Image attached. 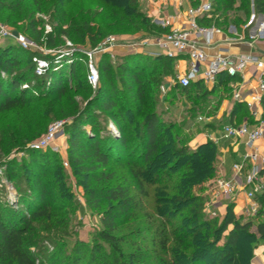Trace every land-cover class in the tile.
Instances as JSON below:
<instances>
[{"label": "trees", "instance_id": "1", "mask_svg": "<svg viewBox=\"0 0 264 264\" xmlns=\"http://www.w3.org/2000/svg\"><path fill=\"white\" fill-rule=\"evenodd\" d=\"M72 1L31 0L27 11L44 12L48 6H51L53 11L61 14V19L64 21L66 15L63 10L60 13V10ZM137 1L97 0L96 3L110 7V12L107 11L105 14L110 18L118 16L119 20L128 21L136 30L148 29L151 24L148 17L138 10ZM210 2L213 9L198 16V23L208 20L215 8V10L221 9L222 16L216 25L222 28L230 23L236 28L241 27L240 17L229 20L228 12L231 9L237 14L238 10L242 9L246 18L250 8L264 16V0H210ZM199 3V0H195L193 5ZM237 3L239 9L235 7ZM21 9L22 0H0V12L7 10L11 14H19ZM80 10L83 11V7ZM81 23L82 25L77 28L72 24L66 28L63 24L59 25L56 35H46V45L55 46L57 41H62V36L74 40V32L88 34L90 42L95 45L107 30V27L101 25L94 31V27L87 19ZM27 29L35 40L40 41L42 32L38 30L36 21H30ZM4 39L8 40V38ZM8 41L7 46L0 45V112L42 99L53 90L59 95L73 90L72 85L80 70L83 71L84 81L90 86L85 79L87 73L85 54L73 55L72 63H65L56 71L53 70L54 64H51L44 74L36 75L32 62L33 52L22 48L13 40ZM120 57L121 61L116 64L120 75L116 80L112 73L113 61L110 55L107 52L101 55L98 60L100 77L96 88L98 93L91 101L92 106L84 107L68 125L71 132L68 140L70 161L76 167V172H83L84 176L89 174V180L96 182L95 187L89 186L84 190L86 204L90 209L101 212V228L97 233L99 242L89 246L77 240L74 245L75 255L78 257L76 261L84 258V251L88 250L89 261L99 259L104 262L111 260L117 264H149L147 252L141 249L139 243L143 242V238L138 240L139 238L130 237L126 233L117 234L116 229L120 220L134 218V209L151 208L159 218L156 224L155 221L151 223L154 231L151 238L152 247L158 264H205L207 261L209 264H224L226 261L231 264H249L253 247L259 241L264 242V185L258 195L260 208L255 215L262 220L255 224L253 230H251L252 220L241 221L240 217L234 214L232 205L227 206L226 214L220 222L200 220V213L190 207L192 209L190 218L182 219L175 228H171L169 224L174 215L197 199L193 188L200 187L207 181H213L219 166L218 146L207 139L193 148H188L178 140H173L167 123L156 109L157 85L152 83L153 78L158 74L166 76L169 71V74L173 75L175 57L150 56L145 53H127ZM22 62H27L29 65L25 72L19 68ZM162 68L169 70L161 71ZM222 76L227 80L235 78L225 74ZM103 77L105 81H102ZM32 78L40 79L41 86L39 83V87L34 89L22 88L21 83ZM117 82L121 84L120 87L117 86ZM34 90L37 93H33ZM119 90L127 92L136 103L135 109H126L132 114V118L118 105ZM176 90H179L184 100L190 102L189 112L199 109L204 113L208 112L202 104L216 91L215 87L208 89L201 79L187 86L175 83L170 92ZM221 97L220 95L217 101L210 105L211 109L216 110ZM261 105L264 109V95ZM243 108H246L244 103L234 104L229 123H235L247 113V117L249 116V112L243 111ZM95 111L105 112L116 125L119 136L116 137L110 132L101 137L95 133L93 135L86 133L83 126L92 124ZM138 125L139 138L134 140L135 136L131 137L129 134L130 131H136ZM11 141H8L9 145ZM111 161H123L128 166L134 192L123 180H116L115 172L110 167ZM31 165V174L35 176L30 183L32 194L27 198L23 196L19 206L14 207L0 202V264H36L37 258L50 243L61 241L60 232L57 233V230L63 220L53 212L56 207H51L47 201V190L40 179L37 160H31ZM8 175L10 179L13 178L15 175L13 169ZM61 186L58 182V187ZM41 217H45L46 222L55 225L57 230L52 235H48L50 232L46 235L37 232L32 224L33 218ZM123 243L135 249L124 251Z\"/></svg>", "mask_w": 264, "mask_h": 264}, {"label": "rangeland", "instance_id": "2", "mask_svg": "<svg viewBox=\"0 0 264 264\" xmlns=\"http://www.w3.org/2000/svg\"><path fill=\"white\" fill-rule=\"evenodd\" d=\"M96 1L97 0H73L72 3L65 5L60 10V13H62L63 10L66 15L63 21V19H61V14L57 13V11H53L51 6H48V9L44 12H28L27 6L30 5L31 0H22L21 13L11 14L7 10L0 12V25L8 29L12 34L23 35L37 45L38 48L32 51L33 56L37 55L51 58L54 55H63L60 63L62 65L59 68H61L70 58V54L75 56V54L83 53L82 50L91 51L110 35L116 36L118 42L123 44L140 43L145 39L153 41L168 33L174 27L172 24L164 25L162 22L167 18V15L165 16V14L166 10L169 8L170 0H138V10L148 17L149 23L151 24L148 29L142 28L139 30L133 29L128 21L119 20L118 16L110 18L105 15L107 14V11L110 12V7L108 5L103 7L102 5L97 4ZM194 1L195 0H178V3H183L184 6H186L181 13L184 14L187 7H196L197 5H193ZM199 1L201 3L204 1L207 2L208 0ZM81 7L84 9L83 11L80 10ZM235 7H238L237 9H239V3H237ZM215 9L211 12V16H209L208 20H202L201 24H199L205 25V23H210V25L213 24L218 28L219 33H217V35L219 36L217 39L224 42L225 39L223 40V37L226 33L229 36L228 38H232L233 40H239L240 36H243L247 42L264 40V35L261 34L262 32L252 31V33H250V28L244 30L243 33L241 28H236V26L231 23L228 24L227 27L223 26V28L216 25V22H219V18H221L220 16H222V14L221 9ZM252 10L253 9L250 8V12ZM233 11L234 10L231 9L228 12L229 20H233L234 17H240V25H244L250 12L246 18L243 16L242 9L238 10V14ZM179 14L180 13H178V15ZM258 15L260 17L263 16L260 14ZM67 17L68 20H66ZM84 19L89 21L94 27V31L101 25L107 27L106 32L101 36L99 35L100 40L95 45H92L90 42L88 34H80L77 32L73 33L74 40L69 39L67 36H62V41H57L55 46L49 47L46 45V35H56L59 25L63 24V27L66 28L72 24L77 28L82 25L81 22ZM32 20L37 22L38 30L42 32V38L40 41L35 40L33 35H31L30 30L27 29L29 22ZM252 35L253 38H251ZM8 40L11 41L12 39ZM8 40L0 37L1 47L7 46L9 44ZM106 52L110 55V59L113 61L112 73L116 77V80H118L120 75L119 68L116 65L121 61L120 55L127 53H143L134 49L127 50L125 47L116 48L114 51ZM104 53L105 52L95 51L93 60L96 63L97 70L98 60ZM28 66L27 62H22L19 65V68L23 69L25 72ZM58 69L56 68L53 70L56 71ZM168 70L169 69L165 68L161 69V71L165 72ZM169 72H167L168 74H166V76L158 74L153 78L152 83L157 85V90L155 92V97L158 99L156 109L158 113H161L162 119L167 123L171 138H174L173 140H178V142H181L188 148H193L195 140L205 128H217L221 124L220 119L215 115L219 105L216 110L211 109L210 105L214 103V101H217V99L216 97L210 96L202 104L205 106L208 113H204L199 109L195 112L193 110L192 112H189L188 107H190V102L181 97L179 90L170 92L168 95L161 93V85H165L170 79L173 81L176 80V75H170ZM99 80L100 77L98 70V82ZM102 81H105V77L102 78ZM40 82V79L32 78L30 81H23L21 84L24 89H34L37 86L39 87V85L41 86L42 82ZM97 85L96 87H92L91 85L88 86L84 81L83 71L80 70L78 77L72 85L73 90L66 91L62 95H59L56 90H53L42 99L31 101L28 104L17 105L14 108L2 110L0 112V202L15 207L20 203V199L23 196L27 198L29 194H32L30 183H32L35 176H32L31 174V160H37V164H39L40 179L44 188L47 190V201L51 207H56L53 212H56L60 219L63 220L57 230L55 225H52L51 222H46L45 217L32 219V224L36 227L37 232L42 233L43 235L50 232L48 235H52L55 230H57V233L60 232L59 235L61 236L60 243H65L64 245L60 243H50L49 247L43 251V254L39 255L36 264H75V262L78 264H117L113 263L111 260H106L105 262L99 259L89 261L88 256L90 253L88 250L84 251V258L76 261L78 257L75 255L76 248L74 247L77 240H81L89 246L98 243L99 239L97 233L101 228V212L90 209L87 206L84 192L86 187H95L96 182L89 180V174L86 173L87 175L84 176L85 174L83 172H76V167L70 161L68 141L71 134L68 125L81 113L84 107L89 105L92 106L91 101L98 93L96 91ZM120 85L121 84L117 82V86L120 87ZM119 91V107L124 111L128 108L131 110L135 109L136 103L133 101L132 97L125 91ZM227 92L228 91L226 90L225 93L227 94ZM33 93H37V91L34 90ZM247 110L248 109L243 108V111L249 112V110ZM95 113L96 114L92 116V124L88 123L83 126L86 133L88 135H93L95 133L99 137L108 135L109 132L113 134L110 130V123H112V121L105 112L95 111ZM125 113L132 118L130 112L126 111ZM247 114L245 115V120L248 124L252 125L255 122L253 121L251 114L249 113L248 117ZM194 115L203 116L205 119L203 121H198L197 118H194ZM261 116L264 119V115ZM60 120H66V123L55 134L52 147L40 149L43 152H38L36 149L30 148L31 143L46 134L50 125L59 122ZM242 121V118H240L232 124H239ZM139 129L140 127L138 125L136 126V131H130L129 135L131 137L134 135V140L139 138ZM9 140H12L10 145L8 143ZM9 146H11L10 149L7 148ZM119 162H110V167L115 172L116 180H123L124 183L131 188V191L134 192L128 166L123 163V161ZM12 169L15 175L10 179L8 173ZM218 177L230 179L229 174L224 175L223 173H219L218 169L213 181L210 180L200 187H194L193 191L197 199L195 202L188 204V206L180 210L178 214L174 215L172 222L169 224L171 228H175L182 219L190 218L192 214V209H190V207L195 208V211L200 213V220L220 222L223 219L227 211L225 207L232 204L230 198L215 196L216 190L214 187V180ZM58 182L61 183V188L58 187ZM219 202L221 203L220 205H218ZM134 214L135 216L132 219L126 218L127 220L119 221L116 233H126L129 234L130 237L139 238L138 240L143 238V242L139 243L141 249L147 252L148 263L158 264L152 247L151 238L153 227L151 225L153 224L151 223L155 221L156 224L159 222V218H157L151 208L142 210L134 209ZM239 217L241 221L252 220L253 226L251 230L254 229L255 224L258 221L255 216L247 217L240 215ZM122 247L123 250L127 252L135 249L130 247L127 243H123ZM205 264H209V262L207 261ZM224 264H231V262L226 261Z\"/></svg>", "mask_w": 264, "mask_h": 264}, {"label": "built area", "instance_id": "3", "mask_svg": "<svg viewBox=\"0 0 264 264\" xmlns=\"http://www.w3.org/2000/svg\"><path fill=\"white\" fill-rule=\"evenodd\" d=\"M212 9V4L209 0L207 2L204 1L199 3L196 7H187L185 10L186 24L180 27L174 26L168 33L153 41L145 39L140 43L123 44L118 42L116 36L110 35L93 50H82L86 56V79L92 87H96L98 84V70L95 65L96 63L93 60L96 50L99 52H106L114 51L116 48L123 47L127 50H139L150 56L164 55L175 57L180 54H185L188 59V68L184 73L177 72L176 80H172L171 83H179L181 86H187L191 82L199 79L203 80L205 83L214 84L220 74L235 77L242 73L248 64H254L256 68L262 72V76L257 79L252 88L251 97L247 100H243V103L249 110L255 123L252 125L248 124L246 121L239 124L225 123L220 128L219 136H211L208 133L206 134L207 139L211 140L217 146H219L220 142L226 143L233 140H244L243 143L246 147L244 155H242L240 160L234 161L231 164V170L234 173L235 178H237H216L214 180V187L216 190L215 196L232 198L238 193V191L244 192L246 204L242 213L244 216L253 217L260 208L258 195L264 185V178L262 175L264 169V119L262 118L260 111L261 100L264 95V61L258 56L252 54L231 55L217 52L212 56H208L205 49L214 44V36L219 33V29L213 24L200 25L197 18L204 12ZM162 22L164 25H171V17L167 16ZM240 28L243 33L244 30L250 28V33H252V31H258L262 32L261 34L264 35V17H260L252 10L246 23ZM0 37L12 39L22 48L27 50L33 51L38 48L37 45L28 40L25 36L20 34L14 35L1 25ZM251 38H253V35ZM242 39L246 40L243 36H240L239 40ZM232 41V38H227L224 42ZM248 42L251 44L253 41ZM149 46H153L154 50H148L147 47ZM62 56L63 55H54L51 58H46L45 56L34 55L32 57L34 62V73L36 75L44 74L51 64H54L53 69H58L62 65L60 64ZM73 60L74 57L70 54V58L66 61V64L72 63ZM160 90L162 94L166 95L168 90L167 84L161 85ZM233 98L235 100H240V92L234 91ZM204 119L205 118L200 115L197 117L198 121H203ZM65 123L66 120H60L59 122L50 125L46 134L31 143L30 148L40 150L52 147L55 134L63 127V125H65ZM110 125L112 133L119 136V131L113 122L110 123ZM261 141L262 149L259 147Z\"/></svg>", "mask_w": 264, "mask_h": 264}, {"label": "crops", "instance_id": "4", "mask_svg": "<svg viewBox=\"0 0 264 264\" xmlns=\"http://www.w3.org/2000/svg\"><path fill=\"white\" fill-rule=\"evenodd\" d=\"M170 5L168 10H166L165 16H170L172 20L173 26H184L186 24V16L181 13L184 11V4L178 3V0H170ZM174 6V7H173ZM182 10V11H181ZM169 13V14H168ZM178 13H180L178 15ZM219 35L214 36V44L211 47L205 49L208 56H212L217 52H221L223 54H231V55H238V54H252L258 56L262 61H264V40H258L253 43H249L246 40H233L232 42H223L218 38ZM229 36L228 34H224L223 40L227 39ZM148 50H154L153 46L147 47ZM175 73L177 72L184 73L188 68V59L185 54H180L175 56ZM220 74L214 84L205 83L208 89H212L215 87V94L213 97L220 98L219 108L216 112V116L220 119L221 124L217 128H205L203 132H201L197 139L194 142V147L200 143H203L207 140V133L211 136H219L220 135V128L223 124L229 123V119L232 117L231 112L234 107V104L237 102L243 103V100H247L251 97L252 88L254 87L257 79L262 76V72L256 68V66L252 63L248 64L242 73L236 75L234 79H225ZM228 82V83H227ZM172 80H168L166 82L168 86L167 94L170 93V90L174 84H171ZM227 86V90L226 87ZM225 88V89H224ZM226 90L228 91L227 94L225 93ZM234 91L240 92V100H235L233 98ZM229 100V101H228ZM228 104V105H226ZM261 115L264 114V109L262 105L260 106ZM236 117V115H234ZM242 120L245 122V116L241 117ZM235 120V118H234ZM242 121V122H243ZM244 140H233L228 141L226 143L220 142L218 146L219 155V173H223L224 175H230V179L235 178L234 173L231 170V164L234 161H238L241 159L242 155H244L246 151V147L244 145ZM259 147L262 149V141L260 142ZM264 178V174H263ZM223 198H230V197H223ZM232 204V210L236 216L243 215V208L246 204V197L244 192L238 191V193L230 198ZM221 203L219 202L218 205ZM227 207V206H226ZM225 207V209H226ZM258 221L262 220L261 217L257 218ZM257 221V222H258ZM256 222V223H257ZM249 264H264V242L259 241L252 250V255L249 260Z\"/></svg>", "mask_w": 264, "mask_h": 264}]
</instances>
